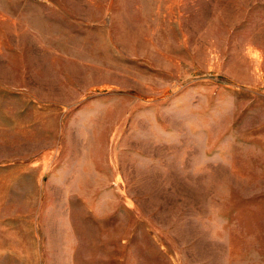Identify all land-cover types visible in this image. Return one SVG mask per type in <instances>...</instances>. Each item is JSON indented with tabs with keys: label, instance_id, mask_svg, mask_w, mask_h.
Returning a JSON list of instances; mask_svg holds the SVG:
<instances>
[{
	"label": "rangeland",
	"instance_id": "374dc122",
	"mask_svg": "<svg viewBox=\"0 0 264 264\" xmlns=\"http://www.w3.org/2000/svg\"><path fill=\"white\" fill-rule=\"evenodd\" d=\"M0 264H264V0H0Z\"/></svg>",
	"mask_w": 264,
	"mask_h": 264
}]
</instances>
